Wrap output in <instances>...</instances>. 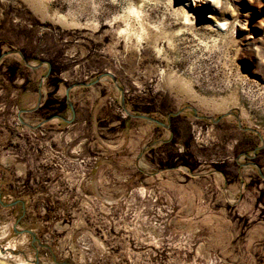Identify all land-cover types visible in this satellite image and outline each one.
<instances>
[{
    "label": "rangeland",
    "instance_id": "obj_1",
    "mask_svg": "<svg viewBox=\"0 0 264 264\" xmlns=\"http://www.w3.org/2000/svg\"><path fill=\"white\" fill-rule=\"evenodd\" d=\"M213 5L0 0V264H264V0Z\"/></svg>",
    "mask_w": 264,
    "mask_h": 264
},
{
    "label": "water",
    "instance_id": "obj_2",
    "mask_svg": "<svg viewBox=\"0 0 264 264\" xmlns=\"http://www.w3.org/2000/svg\"><path fill=\"white\" fill-rule=\"evenodd\" d=\"M22 58H23L24 62H25L26 64H28L27 61H26V59H25L24 57H22ZM104 75H109L113 80H116L115 77H114V75H112L111 73H106V74H104ZM78 85H89V83H84V82H82V83H74V84L69 85V86L67 87V89H66V97H67V100H68V105H69V107H70L71 110H72L73 118H74V116H75V110H74V106H73V104H72L71 101L69 100V91H70L72 88H74V87H76V86H78ZM125 110H126V112H128L127 109H125ZM23 111H29V110H22L21 112H23ZM128 114L132 115L133 117L141 118V119H144V120H147V121H150V122L156 123V124H158V125H160V126L168 127L167 124H165V123H163V122L159 121L158 119H156V118H154V117H151V116H147V115H143V114H131L130 112H128ZM64 120H65L66 122L71 121V120H67V119H64ZM16 202H17V201H16ZM22 203H23V202H22ZM20 232H31V231H30V230H24V231H20ZM34 264H38V262L36 261Z\"/></svg>",
    "mask_w": 264,
    "mask_h": 264
},
{
    "label": "bare ground",
    "instance_id": "obj_3",
    "mask_svg": "<svg viewBox=\"0 0 264 264\" xmlns=\"http://www.w3.org/2000/svg\"><path fill=\"white\" fill-rule=\"evenodd\" d=\"M213 1H214V5L212 8L216 7V4L219 2V0H213ZM11 250H12V248L6 247L5 250L0 251V256L3 258L8 257V256H13L11 254L12 253ZM14 255L17 256V254H14ZM21 264H29V263L23 261Z\"/></svg>",
    "mask_w": 264,
    "mask_h": 264
},
{
    "label": "crops",
    "instance_id": "obj_4",
    "mask_svg": "<svg viewBox=\"0 0 264 264\" xmlns=\"http://www.w3.org/2000/svg\"><path fill=\"white\" fill-rule=\"evenodd\" d=\"M130 121H131V120L126 121V125H127V126L125 125V129H126V127H127V132H128V133L131 132V130H130V128H131V123H130ZM139 132H141V131H139Z\"/></svg>",
    "mask_w": 264,
    "mask_h": 264
},
{
    "label": "built area",
    "instance_id": "obj_5",
    "mask_svg": "<svg viewBox=\"0 0 264 264\" xmlns=\"http://www.w3.org/2000/svg\"><path fill=\"white\" fill-rule=\"evenodd\" d=\"M4 226H5V225H0V228L3 229ZM3 230H4V229H3ZM1 248H4V246L0 244V249H1Z\"/></svg>",
    "mask_w": 264,
    "mask_h": 264
}]
</instances>
